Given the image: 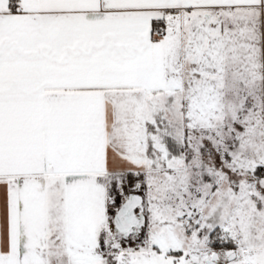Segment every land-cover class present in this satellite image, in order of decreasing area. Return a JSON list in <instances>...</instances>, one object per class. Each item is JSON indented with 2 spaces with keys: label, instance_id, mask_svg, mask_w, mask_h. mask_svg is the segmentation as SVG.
<instances>
[{
  "label": "snow or ice",
  "instance_id": "obj_1",
  "mask_svg": "<svg viewBox=\"0 0 264 264\" xmlns=\"http://www.w3.org/2000/svg\"><path fill=\"white\" fill-rule=\"evenodd\" d=\"M0 264H264V0H0Z\"/></svg>",
  "mask_w": 264,
  "mask_h": 264
}]
</instances>
